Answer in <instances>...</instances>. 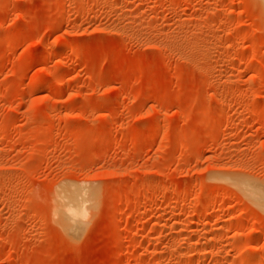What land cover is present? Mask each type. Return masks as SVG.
I'll use <instances>...</instances> for the list:
<instances>
[{"label": "rangeland", "instance_id": "374dc122", "mask_svg": "<svg viewBox=\"0 0 264 264\" xmlns=\"http://www.w3.org/2000/svg\"><path fill=\"white\" fill-rule=\"evenodd\" d=\"M262 199V0H0V264H264Z\"/></svg>", "mask_w": 264, "mask_h": 264}, {"label": "bare ground", "instance_id": "6f19581e", "mask_svg": "<svg viewBox=\"0 0 264 264\" xmlns=\"http://www.w3.org/2000/svg\"><path fill=\"white\" fill-rule=\"evenodd\" d=\"M262 2L264 3V0H262ZM240 183H241V182H240ZM243 184H244V183H243ZM247 187H248V186H247ZM253 189H254V188H253ZM250 190H251V189H250ZM260 195H261V194H260ZM260 195H255V196H257V197L259 196V198H260L261 196H263V195H261V196H260ZM71 196H72V195H71ZM252 196H253V195H252ZM72 197H73V196H72ZM72 197H71V198H72ZM71 198H70V200H71ZM261 198H263V197H261ZM261 198H260V199H261ZM61 199H62V198H61ZM73 199H74V198H73ZM75 199H76V198H75ZM77 200H78V199H77ZM79 200H80V199H79ZM79 200H78V202H80ZM262 200H264V199H262ZM59 201H61V200H59ZM71 202H72V201H71ZM75 202H76V201H75ZM261 202H262V201H261ZM263 203H264V202H263ZM71 204H72V203H71ZM64 205H65V204H64ZM69 205H70V203H69ZM72 205H73V204H72ZM72 205H71V206H72ZM75 205H77V204H75ZM78 205H81V204H78ZM73 206H74V205H73ZM73 206H72V207H73ZM75 207H76V206H75ZM77 207H78V206H77ZM61 208H63V206H62ZM65 208H66V207H65ZM79 208H80V207H79ZM79 208H78V210H79ZM66 209H67V208H66ZM66 209H62V210H66ZM70 209H71V208H70ZM73 209H74V208H73ZM80 209H81V208H80ZM69 211H70V213H72V214H73V212H75V211H72V209L69 210ZM71 211H72V212H71ZM76 211H77V210H76ZM64 212H65V211H64ZM64 212H63V213H64ZM75 213L77 214L78 211L75 212ZM75 213H74V214H75ZM79 213H81V210L79 211ZM79 213H78V214H79ZM67 214H69V213H67ZM78 214H77V215H78ZM83 214H84V213H82V215H83ZM63 215H65V214H63ZM63 215H62V216H63ZM82 215H80L81 218H82ZM65 216H67V215H65ZM65 216H63V218H64ZM78 216H79V215H78ZM70 217H72V216H70ZM67 218H68V217H66V219H67ZM76 218H77V217H76ZM78 218H79V217H78ZM68 219H69V218H68ZM70 219H71V218H70ZM73 219H75V218H73ZM77 220H79V219H77ZM68 221H69V220H68ZM71 221H72V220H71ZM67 223H69V222H67ZM257 253H258V252H257ZM254 254L256 255V253H254ZM257 256H258V255H257Z\"/></svg>", "mask_w": 264, "mask_h": 264}]
</instances>
